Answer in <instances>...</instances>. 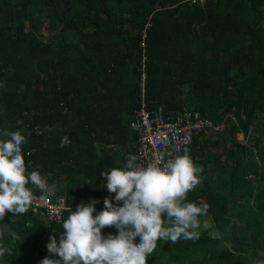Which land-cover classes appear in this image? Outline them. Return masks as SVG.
<instances>
[{"label":"trees","instance_id":"16d2710c","mask_svg":"<svg viewBox=\"0 0 264 264\" xmlns=\"http://www.w3.org/2000/svg\"><path fill=\"white\" fill-rule=\"evenodd\" d=\"M253 11L264 18V0H0V140L4 130L20 131L26 172L61 177L72 211L115 195L100 173L136 155L129 123L139 107L142 57L150 109H186L215 123L230 113L226 132L249 135L253 117H264V31ZM64 136L71 143L61 148ZM202 136L186 147L203 169L186 202L209 205L198 220L211 221L213 232L201 226L195 240H158L147 264H264V136L252 147L234 139L219 156ZM249 156L259 166L255 185L241 177L246 168L237 172ZM94 208L95 216L104 203ZM62 231V221L46 227L28 211L7 213L0 246L9 251L0 259L41 264L49 237L58 244ZM102 232L118 234L110 226Z\"/></svg>","mask_w":264,"mask_h":264},{"label":"clouds","instance_id":"9594fccd","mask_svg":"<svg viewBox=\"0 0 264 264\" xmlns=\"http://www.w3.org/2000/svg\"><path fill=\"white\" fill-rule=\"evenodd\" d=\"M2 134L7 139L0 140V219L7 213L16 216L29 210L35 197L27 185L48 196L54 192V186L38 171L26 172L21 148L25 136L20 131L4 130ZM70 143L64 136L60 147ZM184 153L162 166L157 162L147 167L137 163V155L129 154L123 168L101 172L107 191L122 206L105 199L104 210L95 216L94 202L77 206L75 211L69 208L68 216L61 218L59 243L54 235L49 237L48 256L41 264H147L158 240L175 244L181 238L198 239V217L207 213L209 205L186 202L187 194L200 184L203 169L194 164L187 148ZM106 226L115 227L118 234L102 237L101 229ZM137 237L139 243H134ZM12 238L18 239L14 233ZM8 251L0 246V257ZM53 254L59 259H52Z\"/></svg>","mask_w":264,"mask_h":264},{"label":"built area","instance_id":"2783aa9c","mask_svg":"<svg viewBox=\"0 0 264 264\" xmlns=\"http://www.w3.org/2000/svg\"><path fill=\"white\" fill-rule=\"evenodd\" d=\"M187 1L193 4L204 3V0ZM149 26L148 20L145 28ZM144 38L145 33L142 32V49L144 48ZM144 60L145 58L142 57L139 107L134 111L133 119L129 123V128L136 135L138 164L147 167L159 162L160 166H162L168 159H172L177 155H183L184 149L192 143L194 136L200 133L206 135L211 130H223L228 117L234 120V116L229 113L225 114L219 125H214L211 119L201 117L198 112L184 109L168 114L164 112L161 106L150 109L148 102L144 98ZM237 138L241 140V145L252 147L249 135L244 136L241 132V135L237 136ZM42 196H44L43 199L41 198ZM34 197L28 212L41 220L46 227L60 223L62 221L61 218H64L69 209L64 192H53L50 196L41 193L35 194ZM105 199H108L112 204L116 201L115 195H113L107 198L93 199L86 202L85 205L93 202L94 204L104 203ZM120 202L122 203V201ZM101 234L104 238L108 236V232H102ZM35 264H40V261L37 260Z\"/></svg>","mask_w":264,"mask_h":264},{"label":"rangeland","instance_id":"374dc122","mask_svg":"<svg viewBox=\"0 0 264 264\" xmlns=\"http://www.w3.org/2000/svg\"><path fill=\"white\" fill-rule=\"evenodd\" d=\"M253 14H255L257 16V21H258L261 29L264 31V18L260 17V15L257 13V11H253ZM39 34L42 35L43 40H46L49 37V34L45 31V28H43V27L39 30ZM213 122H214V125H219V123H215V121H213ZM252 122L253 123L249 125V130H250L249 139L253 145L255 140L258 139V137L260 135L264 136V117L263 118H260V116L253 117ZM240 135H241V132H237V135L235 134L234 138H232L230 133L226 132V129H224V130H211L208 134H206L205 136H202L201 139H202V142L206 141L205 143H208L207 150L210 152L211 155H214V156L218 155L219 156V154L222 153L224 148L230 147V145L234 139L237 141V143L241 142V140L239 138H237V136H240ZM263 140H264V138H263ZM202 154L205 155V159H206V155L208 154V152L206 150H202ZM250 158L251 157L249 156L248 159H250ZM244 164H245L244 166L242 165L243 167L242 166L239 167L237 172L240 171L239 173L243 174L245 172V168H246V170H247L246 173L243 174L241 177L244 178L246 181H248L250 183V185H255V181L257 179L256 174H257L258 169H259V166L257 165V161H255L254 159L251 158L250 161L247 160V162ZM208 170H209L210 174H214L213 172H215V169L212 168L211 165L208 166ZM249 171H250V173H249ZM238 176H239V174H238ZM43 179H45L50 186H54V192H64V180L61 177L58 179L57 178L50 179V177H43ZM199 222H200L201 226H206L209 230H212V232H213L214 227H213L211 221L206 219V220H199ZM0 264H3L1 259H0Z\"/></svg>","mask_w":264,"mask_h":264},{"label":"bare ground","instance_id":"6f19581e","mask_svg":"<svg viewBox=\"0 0 264 264\" xmlns=\"http://www.w3.org/2000/svg\"><path fill=\"white\" fill-rule=\"evenodd\" d=\"M103 87V86H102ZM78 88V87H77ZM100 88V87H99ZM96 90V89H95ZM96 94V93H95ZM93 96V95H92ZM70 98V97H69ZM72 99V98H71ZM81 100V99H80ZM86 100V99H85ZM100 101V100H99ZM73 102V101H72ZM137 109V108H136ZM100 110V109H99ZM87 116V115H86ZM118 118V117H117ZM89 124V123H88ZM105 126V125H104ZM89 127V126H88ZM88 129V128H87ZM81 130V129H80ZM110 131V130H109ZM113 131V130H112ZM116 133V132H115ZM98 136V135H97ZM105 144V143H104ZM135 144V143H134ZM136 145V144H135ZM129 147V146H128ZM107 148V147H106ZM213 150V149H212ZM107 152V150H106ZM214 156V155H213ZM220 160V159H219ZM255 193V192H254ZM215 196V195H214ZM215 198V197H214Z\"/></svg>","mask_w":264,"mask_h":264}]
</instances>
